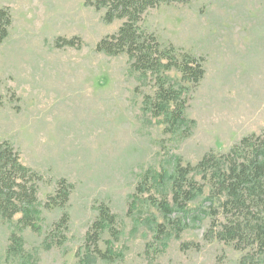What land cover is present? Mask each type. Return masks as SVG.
Returning a JSON list of instances; mask_svg holds the SVG:
<instances>
[{"label":"rangeland","instance_id":"374dc122","mask_svg":"<svg viewBox=\"0 0 264 264\" xmlns=\"http://www.w3.org/2000/svg\"><path fill=\"white\" fill-rule=\"evenodd\" d=\"M2 7L13 22L0 43V142L42 180L38 231L21 227L20 213L0 215V264H238L243 251L205 239L213 222L226 221L208 183L170 221L154 202L173 205L178 160L196 165L246 135H264V0H187L143 15L142 29L205 70L196 85L175 68L163 72L184 87L178 131L145 109L157 90L152 74L133 70L125 53L96 50L123 20L105 22L86 0H0ZM62 179L73 186L67 205L45 207ZM101 204L116 215V235L105 231L98 242L111 261L84 248ZM65 212L68 226L57 230ZM12 233L22 248L8 253Z\"/></svg>","mask_w":264,"mask_h":264},{"label":"trees","instance_id":"16d2710c","mask_svg":"<svg viewBox=\"0 0 264 264\" xmlns=\"http://www.w3.org/2000/svg\"><path fill=\"white\" fill-rule=\"evenodd\" d=\"M187 0H86V4L97 11H104L103 19L111 23L123 20L119 30L98 42L96 50L108 55L125 53L133 70L155 77L157 90L147 95L145 109L155 116L163 115L168 126L166 131H178L186 122L185 102L182 100L184 87L177 90L167 83L163 72L175 68L187 82L197 84L205 70L200 59L184 53L180 56L171 45L163 47L154 33L142 29L143 15L162 4L186 3ZM13 18L8 8H0V43L9 35ZM60 43V42H59ZM65 44L75 45L74 39ZM194 123V121H191ZM195 174L202 179L200 183ZM42 175L22 164L19 154L9 142H0V215L7 220L22 214L18 220L21 227H32L38 231L39 217L37 189ZM210 186V196L218 198L225 222L216 227L215 222L205 233V239H218L243 251L238 264H264V135L252 133L241 138L227 152H210L196 164L183 165L178 160L172 176L173 205L164 200L154 202L163 212L166 220L174 211L185 209L204 189ZM73 186L66 180L58 182L54 195L44 204L47 208H64ZM69 214L65 212L56 224L63 231L68 226ZM116 215L101 204L98 217L92 223L84 248L95 253L104 261H111L114 254L103 251L98 242L102 233L110 231L116 235ZM179 237V236H177ZM8 253L22 248V238L12 233ZM188 248V244H182ZM196 247H199L196 245Z\"/></svg>","mask_w":264,"mask_h":264}]
</instances>
